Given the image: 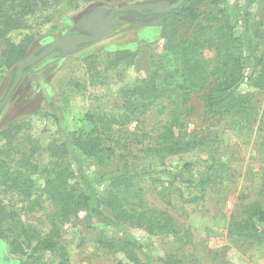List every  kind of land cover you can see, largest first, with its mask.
Listing matches in <instances>:
<instances>
[{
    "label": "rangeland",
    "instance_id": "1",
    "mask_svg": "<svg viewBox=\"0 0 264 264\" xmlns=\"http://www.w3.org/2000/svg\"><path fill=\"white\" fill-rule=\"evenodd\" d=\"M177 1H97L71 12H45L28 20L29 29L12 32L9 38L18 43L25 35L34 36L26 61L44 53L62 37L99 35L109 12L121 6L143 2L162 10ZM196 14L195 22L180 23L179 36L183 40L196 39L198 59L209 67L221 63L215 56V39L218 27L226 20L232 27V38L240 41L234 46L240 62L249 56L251 61L259 59L264 64V0H224L219 5L203 2ZM160 32V21L155 18L141 19L129 12L117 14L98 42L79 45L67 40L45 59L24 69L19 85L0 110V151L7 141L20 145L27 153L34 148L31 163L35 169L26 172L32 180L29 197L5 192L3 205L15 213L18 224L47 234L52 208L44 192V169L62 159L72 173L71 183L86 190L90 197L88 210L67 218L60 226L57 241L66 253V264L126 263L122 254L111 253L98 243L99 239L123 237L135 243L134 251L143 264H160L159 260L168 255L183 264H264V244H252L229 233L230 223L239 222L246 207L257 202L264 208V89L247 86L249 66L242 69L239 90L251 95L255 114L246 118L247 122L230 116L209 119L203 112L202 93H193L183 108L182 126L174 131L182 141L199 143L187 153L159 156L149 150L169 124L170 98L157 102L139 123L115 128L112 153L86 157L71 147V133L89 128L84 120L87 113L121 112L120 90L145 78L152 60L160 58ZM117 51L132 53L133 64L125 70L110 67L111 61L104 57ZM92 57H102L94 62V70ZM88 58L91 61L86 63ZM17 66L0 70V102L13 83ZM14 120L20 122L15 134L19 143L3 134ZM63 143H67V155L51 157L49 148ZM6 164L11 171L18 169L14 162L7 160ZM185 165H190V170ZM121 174H128L129 189L138 191V197L131 200L170 216L175 227L172 233L149 234L113 221L101 198ZM207 177L208 182L200 186L199 181ZM13 226V222L0 226V264L25 262L9 250L6 238L18 232ZM60 261L57 251L46 254L39 264Z\"/></svg>",
    "mask_w": 264,
    "mask_h": 264
},
{
    "label": "trees",
    "instance_id": "2",
    "mask_svg": "<svg viewBox=\"0 0 264 264\" xmlns=\"http://www.w3.org/2000/svg\"><path fill=\"white\" fill-rule=\"evenodd\" d=\"M97 1L113 3L118 0H0V70L11 69L24 61L34 36L25 35L18 43H14L9 36L12 32L29 29L28 20L30 18L45 12L52 14L53 11L60 9L66 12L75 11L83 4ZM223 1L185 0L177 8L161 13L151 10H144L141 13L129 12L137 18L150 17L160 21L161 59L158 56L152 60L145 78L120 90L121 112L109 114L92 111L84 116L89 128L71 133L70 144L73 151L86 157L112 153L114 146L112 142L115 141L112 135L113 130L139 123L141 116L164 98L172 99L168 113L169 124L157 135L155 147L149 149L159 156L181 155L199 144L190 140L182 141L174 133L177 127L182 126V111L185 110L183 108L193 93H202L203 112L209 119L230 116L246 121L252 113L254 115L255 109L251 95L239 90L242 83L240 77L242 69L249 66L247 86L263 90L264 64L259 59L251 61L249 56L240 62L241 56L234 47L240 41L232 38V27L229 23L225 20L218 27L215 56L221 63L211 67L202 59H198L196 39L183 40L179 36L181 22L185 20L195 22L198 18L196 14L198 5L203 2L219 5ZM131 5L141 7L145 4L134 2ZM131 56L133 54L128 51H117L107 54L104 58L111 61L110 67L125 70L133 64ZM100 59L102 57H92V70L95 68L94 62ZM89 61L91 58H88L86 63ZM14 77L15 74L12 81ZM19 127L20 122L14 120L2 132L9 138H15ZM12 140L20 142L16 138ZM7 142L8 144L0 151L2 155L0 161V226L5 222H13L14 231L18 229L16 235L6 238L9 250L12 254L24 258V264H39L46 254L58 251L60 264H66V253L59 247L57 241L60 238V226L67 218L88 210L90 197L86 190H81L79 186L71 183L72 173L66 164L67 161L62 163V159L60 161L56 159L44 169L46 175L44 192L52 208L50 212L51 230L42 235L34 229L24 227L21 223L18 224L15 221V213L4 207V194L2 193L17 192L22 197L29 195L32 180L30 174L26 172L28 170L34 172L35 166L31 162L35 152L34 148H31L27 153L23 147H19L20 145H13L11 141ZM66 144L50 147L48 150L50 156L63 155L64 157L67 155ZM7 160L14 162L18 169L11 171L6 168L8 167ZM184 168L190 170L191 166L185 165ZM207 182L208 177L199 181V185L204 186ZM130 183L131 177L128 174L119 175L105 191V196L101 198L103 206L111 213L113 221L118 225L136 226L149 234L172 233L175 227L170 216L166 213H157L146 206L141 207V203H135L138 191H131ZM121 185L124 186L123 189H119ZM135 207L140 208L135 209ZM229 233H234L238 238L252 244H264V208L257 202L246 207L242 219L239 222L230 223ZM98 243L111 253L123 255L126 263L118 262V264H143L134 251L135 243L128 237L118 240L99 239ZM30 260H32L31 263ZM159 261L160 264H183L171 255Z\"/></svg>",
    "mask_w": 264,
    "mask_h": 264
},
{
    "label": "water",
    "instance_id": "3",
    "mask_svg": "<svg viewBox=\"0 0 264 264\" xmlns=\"http://www.w3.org/2000/svg\"><path fill=\"white\" fill-rule=\"evenodd\" d=\"M184 1L185 0H178L174 4L167 6L162 10H156L152 7V5H144L141 7L136 6V5H124V6L119 7L118 9H115V10L110 12V14L108 16L107 24L105 25L104 29L102 30V32L99 35L88 36V35H81V34H72V35H68L66 37L60 38L53 45H51L49 47V49H47L44 53H42L36 57H32L26 61H23L17 66L15 79H14L10 89L8 90L6 96L0 102V110L6 105L10 96L12 95V93L15 91V89L19 85L20 80H21L22 75H23V72H24V69L35 64V63L42 61L43 59H45L47 56H49L51 53H53L56 49L60 48L64 44L65 41L70 40L72 42H75L74 44H79V45L98 42L107 34V32L109 31V29L112 25L114 17L117 14H123L126 12H132V11H136L138 13H141L144 10H151L155 13H161V12L170 11V10L177 8Z\"/></svg>",
    "mask_w": 264,
    "mask_h": 264
}]
</instances>
